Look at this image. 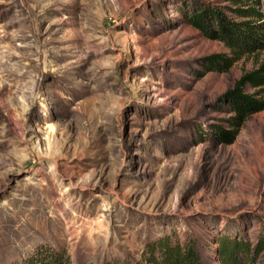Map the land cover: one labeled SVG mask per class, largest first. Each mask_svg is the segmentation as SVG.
<instances>
[{
	"label": "rangeland",
	"instance_id": "374dc122",
	"mask_svg": "<svg viewBox=\"0 0 264 264\" xmlns=\"http://www.w3.org/2000/svg\"><path fill=\"white\" fill-rule=\"evenodd\" d=\"M195 2L264 15V0H0V264L42 245L139 264L163 237L219 264L221 236L264 264V110L219 137L220 98L264 51L200 77L230 50L185 20Z\"/></svg>",
	"mask_w": 264,
	"mask_h": 264
},
{
	"label": "trees",
	"instance_id": "16d2710c",
	"mask_svg": "<svg viewBox=\"0 0 264 264\" xmlns=\"http://www.w3.org/2000/svg\"><path fill=\"white\" fill-rule=\"evenodd\" d=\"M237 11L247 19L236 21L222 7L204 2L193 3L189 11L181 10L189 24L205 37L223 42L230 50V54L219 53L203 58L201 65L205 70L200 73V77L211 71L229 72L245 54L264 51L263 13L254 6ZM248 88L258 91L250 93ZM261 89H264V60L258 68L242 75L234 87L220 98L232 114L228 120L230 129L219 133L223 142H233L244 122L253 114L264 110ZM217 243L215 251L219 264H254L255 256L261 249L260 245L252 249L249 243L229 236L219 237ZM25 264H69V259L64 252L42 245L26 259ZM139 264L210 263L197 240L190 239L182 244L173 243L170 237H163L148 246L144 260Z\"/></svg>",
	"mask_w": 264,
	"mask_h": 264
}]
</instances>
